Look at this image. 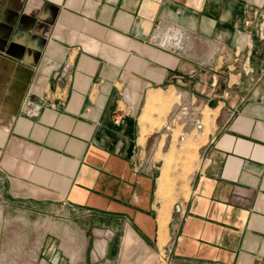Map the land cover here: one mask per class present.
Wrapping results in <instances>:
<instances>
[{"label":"crops","instance_id":"obj_1","mask_svg":"<svg viewBox=\"0 0 264 264\" xmlns=\"http://www.w3.org/2000/svg\"><path fill=\"white\" fill-rule=\"evenodd\" d=\"M173 93L216 126L168 206ZM0 264H264V0H0Z\"/></svg>","mask_w":264,"mask_h":264},{"label":"rangeland","instance_id":"obj_2","mask_svg":"<svg viewBox=\"0 0 264 264\" xmlns=\"http://www.w3.org/2000/svg\"><path fill=\"white\" fill-rule=\"evenodd\" d=\"M158 100L144 111V121L151 124L152 130H158V155L155 156L154 165L158 172L159 194L168 202V206H175L177 202L187 199L189 180L199 163L200 146L207 141L208 135L215 128L214 115L210 109H192L187 116L188 124L183 126V120L175 121L173 118L174 104L178 102L177 94L157 96ZM157 118V119H155ZM200 121L202 127L193 126L192 119ZM185 119V121L187 120ZM193 129L189 130L188 126ZM169 252L163 253V261L168 262Z\"/></svg>","mask_w":264,"mask_h":264},{"label":"built area","instance_id":"obj_3","mask_svg":"<svg viewBox=\"0 0 264 264\" xmlns=\"http://www.w3.org/2000/svg\"><path fill=\"white\" fill-rule=\"evenodd\" d=\"M190 110H192V109L189 108V106L179 104L178 107L175 108L176 112L173 115L174 120L175 121L183 120L184 121V123H182L183 125L188 124L189 122H188L187 116L189 115ZM185 119H187V120L185 121ZM191 119H192L191 123L193 124V126L195 128L199 129L202 127V124L200 123V121L195 120L193 118H191Z\"/></svg>","mask_w":264,"mask_h":264},{"label":"bare ground","instance_id":"obj_4","mask_svg":"<svg viewBox=\"0 0 264 264\" xmlns=\"http://www.w3.org/2000/svg\"><path fill=\"white\" fill-rule=\"evenodd\" d=\"M155 98V97H154ZM156 101H157V98H156ZM155 102V101H154Z\"/></svg>","mask_w":264,"mask_h":264}]
</instances>
